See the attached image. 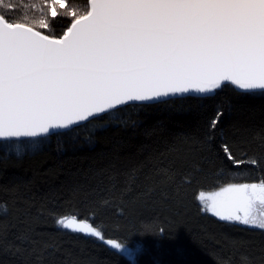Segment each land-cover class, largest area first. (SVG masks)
<instances>
[{"label":"trees","instance_id":"obj_1","mask_svg":"<svg viewBox=\"0 0 264 264\" xmlns=\"http://www.w3.org/2000/svg\"><path fill=\"white\" fill-rule=\"evenodd\" d=\"M9 1L4 15L12 22L40 18L32 5L43 0ZM71 6L79 13L88 5ZM70 19H55L57 35ZM217 108L224 115L209 143L206 124ZM261 137L264 93L228 86L211 98L129 105L67 132L0 141V205L7 208L0 207V264H224L226 257L239 264L240 254L264 264V231L207 215L196 199L264 179ZM221 143L237 158L259 154L261 166L233 167ZM69 210L94 214L107 238L141 251L132 261L98 240L58 230L53 214ZM25 233L29 241L18 239Z\"/></svg>","mask_w":264,"mask_h":264},{"label":"snow or ice","instance_id":"obj_2","mask_svg":"<svg viewBox=\"0 0 264 264\" xmlns=\"http://www.w3.org/2000/svg\"><path fill=\"white\" fill-rule=\"evenodd\" d=\"M73 2L33 4L41 16L30 23L0 14V139L68 130L105 119L129 102H167L193 93L211 98L229 85L264 93V0H86L83 14ZM57 17L71 18L60 35ZM223 115L217 108L208 119L207 142L215 139ZM219 147L235 168L261 166L257 153L237 158L229 144ZM196 199L202 212L220 221L264 231V179L200 192ZM53 215L58 230L97 238L129 260L141 251L139 245L133 249L107 238L94 214ZM238 259L254 264L247 254Z\"/></svg>","mask_w":264,"mask_h":264},{"label":"water","instance_id":"obj_3","mask_svg":"<svg viewBox=\"0 0 264 264\" xmlns=\"http://www.w3.org/2000/svg\"><path fill=\"white\" fill-rule=\"evenodd\" d=\"M229 86L232 87V88H233L234 90H236L237 92L243 93V92H241V91L235 89L234 86H231V85H229ZM257 92H259V91H257ZM257 92H254V93H257ZM185 97L205 98V97H200V96H198L197 94L193 93V94L190 95V96H189V95L181 96L180 94H177L176 96L169 97V98H165V99H166V101H168V100H172V99H179V98H185ZM160 102H165V101H164V100H161V101H158V102H157V101H154V102H129V104H128L127 106H129V105H150V104H156V103H160ZM122 107H125V106H117V109L122 108ZM117 109H116V110H117ZM112 111H114V110H112ZM112 111H110V112H112ZM90 120H91V118H90ZM86 123H87V122H81L79 126H82V125H84V124H86ZM79 126H71L68 130H50V133H51V134H45V135L38 136V137H19V138H10V140H3V139H0V141H22V140H29V139H35V138H42V137L50 136V135L57 134V133L67 132V131L72 130V129H74V128H77V127H79ZM65 231L70 232V231H68V230H65ZM70 233H71V232H70ZM79 235H82V234H79ZM82 236L87 237V238H92V237H88V236H85V235H82ZM92 239L98 240L97 238H92ZM98 241H99V240H98ZM100 243H101L103 246L107 247L108 249L113 250V249H111L109 246H107V245H105L104 243H102L101 241H100Z\"/></svg>","mask_w":264,"mask_h":264},{"label":"rangeland","instance_id":"obj_4","mask_svg":"<svg viewBox=\"0 0 264 264\" xmlns=\"http://www.w3.org/2000/svg\"><path fill=\"white\" fill-rule=\"evenodd\" d=\"M3 3H4V7H3V8H0V13H2V14L5 13V14H7V11L9 10L8 7H9V5H10L11 3H10L9 0H3ZM87 7H88V6H87ZM85 10H86V8L83 9V10L81 9L80 12H79V14H83ZM226 186H227V185H226ZM220 188H221V187H220ZM220 188H218V189H216V190H213V191L205 192V193H212V192L218 191ZM197 202H198L199 206L202 207L201 202L198 201V200H197ZM203 213H205V214H207V215H210V216H212V217H214V218H216V219L219 220V218L216 217V216H214L211 212L203 211ZM234 224H238V223H234ZM238 225H240V224H238ZM241 226H244V225H241ZM244 227L251 228V227H249V226H244ZM118 251H119V250H118ZM120 252H122V251H120ZM122 253H123V252H122Z\"/></svg>","mask_w":264,"mask_h":264}]
</instances>
